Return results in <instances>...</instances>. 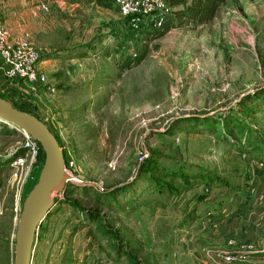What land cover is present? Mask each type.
<instances>
[{"label": "rangeland", "instance_id": "1", "mask_svg": "<svg viewBox=\"0 0 264 264\" xmlns=\"http://www.w3.org/2000/svg\"><path fill=\"white\" fill-rule=\"evenodd\" d=\"M41 1L26 0L24 32V0H0L14 35L34 45L56 85L28 108L74 159V175L98 192L72 184L52 192L31 264H129L127 256L136 264H264L244 252L264 243L260 161L217 139V129L173 124L235 115L264 131V99L249 98L264 87V0H226L210 22L175 21L146 44L148 34L129 31L110 0H51L47 12ZM95 39L94 54H76ZM25 133L0 121V264H14L23 202L40 172L39 162L13 164L20 149L16 159L27 157ZM122 185L127 192L107 205L103 193ZM227 249L245 258L225 262Z\"/></svg>", "mask_w": 264, "mask_h": 264}, {"label": "built area", "instance_id": "2", "mask_svg": "<svg viewBox=\"0 0 264 264\" xmlns=\"http://www.w3.org/2000/svg\"><path fill=\"white\" fill-rule=\"evenodd\" d=\"M50 1L39 2L38 9L47 12ZM112 2L120 17L126 20L128 30L134 33L159 34L176 21L175 11L178 7L169 5L166 0H112ZM40 57L39 51L27 38L23 36L11 38L6 20L0 11V97L2 99L8 102L20 101L35 108V102L42 103L43 98L56 93V85L38 68ZM23 148L26 150L29 162L27 163V157H22L13 161V164L15 166L36 164L40 153L39 143L31 140L25 133ZM257 164L264 172V163ZM75 169L74 159L66 156L64 173L67 179L64 184L81 183L79 177L74 175ZM247 251H255V248L249 246ZM261 251H264V243ZM221 253L224 261L229 263L238 258H245L242 251L223 250Z\"/></svg>", "mask_w": 264, "mask_h": 264}, {"label": "trees", "instance_id": "3", "mask_svg": "<svg viewBox=\"0 0 264 264\" xmlns=\"http://www.w3.org/2000/svg\"><path fill=\"white\" fill-rule=\"evenodd\" d=\"M169 5L174 6V7H180L175 11V17L176 21L178 22V26H183V25H202L210 22L211 20L214 19L216 16L217 10L219 6L224 3L226 0H166ZM168 30V26L162 31L161 33L157 34L159 36L163 35V32ZM157 35L153 34H148L143 37L144 43L146 44L149 39H154L158 37ZM97 40H93L91 43L85 44L84 47H81L84 51L81 53L78 51L76 53L79 56H86L87 54H94L96 48L98 49L99 46L96 44ZM98 43V42H97ZM96 47V48H95ZM78 49H71V52H76ZM143 59V55L140 54L138 61H141ZM43 59L40 57L39 62H42ZM249 98L253 101L257 99H264V87L261 88L259 91L255 92L253 95L249 96ZM12 106L18 110L25 111L27 113H30L34 115L35 117L36 114L26 107L25 105L17 106L14 104V102H10ZM247 107V106H245ZM245 113H250L248 110H243ZM180 123H190L193 124L194 126H204L205 130H212V129H217V132H213L215 134V137L219 140H222V142H226L228 146H231L233 149H236L237 151L240 152H249L251 154H254L255 158L259 160L260 162L264 163V131H261L259 129H247L240 121L239 119L236 118L235 115H229L227 118L223 119L222 122H215L211 123V121L208 118H203V117H197V116H191V117H184L180 118L176 121L173 122V124H180ZM50 129V128H49ZM52 132V130L50 129ZM170 132V131H168ZM53 133V132H52ZM54 137L56 138L59 147L61 148L60 141L57 138V136L53 133ZM24 151L20 149L17 151V157L20 155L24 154ZM63 154V159L65 163V156H64V151L62 150ZM16 157V158H17ZM16 158L13 160L15 161ZM37 162L41 163L40 164V170L43 166L44 162V154L42 151H40ZM199 180H204L201 178H198ZM185 182L189 181L190 178L188 179L187 177H182V179ZM37 182V181H36ZM128 185H122L120 187H116L112 190L105 191L106 193H103L104 198H105V203L108 205L110 200H114V196L117 194H121L122 192H127ZM67 189V187H66ZM83 189L91 190L94 192H98L97 188L85 184L83 185ZM162 190V189H161ZM165 192V191H164ZM71 206L75 209L82 210L76 203L71 202L69 200H66ZM83 212V211H82ZM85 213V212H84ZM87 213V212H86ZM90 216H87L91 222H93L97 226V232H99L102 236L106 235V229L104 228L103 225L100 223H95V216L92 214H89ZM116 235L112 236V240L116 239ZM117 245L116 242H114L115 246ZM260 250V251H259ZM255 250V251H247V255L249 256H258V257H264V251H261V249ZM226 251V250H225ZM229 252H235L232 249H227ZM127 259L129 260V264H136V262L130 257L127 256Z\"/></svg>", "mask_w": 264, "mask_h": 264}, {"label": "water", "instance_id": "4", "mask_svg": "<svg viewBox=\"0 0 264 264\" xmlns=\"http://www.w3.org/2000/svg\"><path fill=\"white\" fill-rule=\"evenodd\" d=\"M190 117V116H188ZM0 121L26 132L44 154L37 182L24 199L16 231L14 264H31L34 237L52 206L51 194L67 179L59 144L50 129L37 117L18 110L0 97ZM77 183L73 185H85Z\"/></svg>", "mask_w": 264, "mask_h": 264}, {"label": "crops", "instance_id": "5", "mask_svg": "<svg viewBox=\"0 0 264 264\" xmlns=\"http://www.w3.org/2000/svg\"><path fill=\"white\" fill-rule=\"evenodd\" d=\"M111 1V3H112V6L114 7V5H113V2H112V0H110ZM27 5H26V0H24V32H26L25 30H26V28L28 27L27 25H26V21H25V18H26V16L27 17H29V13H28V8L26 7ZM183 6V5H182ZM182 6H180V7H178V9L179 8H182ZM115 8V7H114ZM116 9V8H115ZM8 11V13L14 18L15 17V11H12V9H8L7 10ZM118 13V12H117ZM12 18V19H13ZM12 22V21H11ZM6 23H7V21H6ZM14 24V23H13ZM16 25H17V28H18V25H19V23L18 22H16ZM15 25V26H16ZM7 27H8V30H9V32H10V35H11V38L12 39H16V38H18L19 36H15L14 35V29H12V25L11 24H7ZM19 33V31L17 32V34ZM21 37V36H20ZM41 63V62H40ZM40 63H39V66H38V68L42 71V72H44L43 70H42V68L40 67ZM45 73V72H44ZM22 105L24 106H26V107H30L29 105H27V104H23L22 103ZM31 108H34L33 106L31 107ZM249 228H251V229H255L256 227H249ZM258 229H256V231H257ZM253 257H257V258H259V259H262V260H264V257H258V256H253Z\"/></svg>", "mask_w": 264, "mask_h": 264}]
</instances>
